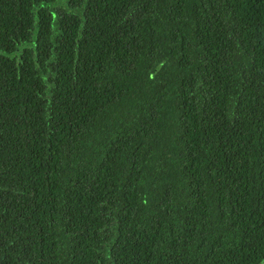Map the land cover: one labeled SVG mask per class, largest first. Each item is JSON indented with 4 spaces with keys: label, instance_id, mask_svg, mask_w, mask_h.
<instances>
[{
    "label": "trees",
    "instance_id": "trees-1",
    "mask_svg": "<svg viewBox=\"0 0 264 264\" xmlns=\"http://www.w3.org/2000/svg\"><path fill=\"white\" fill-rule=\"evenodd\" d=\"M262 260L264 0H0V264Z\"/></svg>",
    "mask_w": 264,
    "mask_h": 264
},
{
    "label": "water",
    "instance_id": "water-1",
    "mask_svg": "<svg viewBox=\"0 0 264 264\" xmlns=\"http://www.w3.org/2000/svg\"><path fill=\"white\" fill-rule=\"evenodd\" d=\"M264 263V260H262L259 264H263Z\"/></svg>",
    "mask_w": 264,
    "mask_h": 264
}]
</instances>
